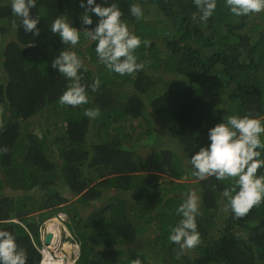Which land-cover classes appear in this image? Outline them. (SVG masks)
Instances as JSON below:
<instances>
[{
  "label": "trees",
  "instance_id": "obj_1",
  "mask_svg": "<svg viewBox=\"0 0 264 264\" xmlns=\"http://www.w3.org/2000/svg\"><path fill=\"white\" fill-rule=\"evenodd\" d=\"M114 2L147 41L136 50L145 68L125 76L110 72L98 61L95 42L82 35L74 50L87 67L84 82L98 77L101 84L94 92L89 87L88 104L71 107L59 103L67 81L51 68L69 46L49 26L66 15L80 28L79 0H37L30 15L40 16L39 36L24 31L11 0H0V148L8 149L0 153V229L13 232L27 264H39L34 243L40 244L41 222L59 212L68 216L80 246L75 264H132L137 258L142 264H264V202L234 218L220 195L231 181L199 180L185 164L222 116L264 117V12L235 17L217 0L203 24L193 0ZM133 2L144 10L140 20L130 14ZM126 82L131 90L123 88ZM95 107L99 117L84 116ZM153 114L172 120L170 141L145 156L138 144L159 136L149 126H130L134 136L122 130L132 120L146 124ZM188 186L200 197V242L181 252L168 235L184 199L175 191ZM75 204L92 206L86 219ZM42 210L49 211L28 216Z\"/></svg>",
  "mask_w": 264,
  "mask_h": 264
},
{
  "label": "clouds",
  "instance_id": "obj_2",
  "mask_svg": "<svg viewBox=\"0 0 264 264\" xmlns=\"http://www.w3.org/2000/svg\"><path fill=\"white\" fill-rule=\"evenodd\" d=\"M193 3L200 22L207 24L217 9V0H193ZM10 6L24 31L39 36L40 29L37 25L40 16L30 15V11L37 7V0H11ZM79 6L84 9L79 17L80 28L75 27L66 15H58L49 26L50 31L58 35L61 44L69 46L60 50L59 55L52 59L51 68L57 70L67 81L59 103L71 107L88 104L89 87L94 92L101 84L98 77L94 78L91 85L84 82L87 67L74 50L82 35L95 42L98 61L107 70L120 76L132 75L145 68V63L139 60L136 50L142 43L147 45V41H142L122 19L124 14L114 0L111 3L108 0H103V3H97V0H79ZM224 6L235 17L264 12V0H224ZM129 11L137 20L144 17V10L137 2L129 5ZM92 14L97 17L94 27H91L94 23ZM99 115V107L84 110V116L89 119L94 120ZM207 141L206 145L200 146L198 151L188 157L190 175L199 180L209 177H215L218 181L230 180V185L224 187L220 195L226 201V210L230 211L234 218L243 217L254 206L264 202V174L259 172L264 168V117L251 114L222 116L220 122L208 129ZM7 151V147L0 148V153ZM184 196L185 199L176 208L179 219L169 227L168 235V240L178 245L181 252L197 246L200 242L196 223L200 214V197L195 189H189ZM45 211H37V214ZM58 214L65 215L67 222L64 226L54 220ZM49 225H54L59 231L60 238H56L60 242L67 238L66 244H70L69 235L74 237L67 228L71 225L68 216L59 212L41 222L40 244L34 243L37 251L41 247L47 249L45 239L48 235L52 241L48 231ZM46 230L42 239L41 233ZM27 261V252L18 245L13 232L0 229V264H27ZM41 261L40 254L39 264ZM132 264H142V261L137 258Z\"/></svg>",
  "mask_w": 264,
  "mask_h": 264
},
{
  "label": "rangeland",
  "instance_id": "obj_3",
  "mask_svg": "<svg viewBox=\"0 0 264 264\" xmlns=\"http://www.w3.org/2000/svg\"><path fill=\"white\" fill-rule=\"evenodd\" d=\"M12 31H13L12 33H8L7 34V36L9 38H11L12 35L14 34V30H12ZM7 36H5L2 40H4ZM4 42H5V40H4ZM4 44L5 43H3V45ZM1 45H2V42H1ZM124 84H125V87H123L124 89H128V90H131L132 89L131 86L129 85L130 84L129 82H126ZM109 86L112 87V89H114V87H113L114 85L113 86L112 85H109ZM35 118L37 119V121H38L39 124L42 125V123L43 124L45 123V120L43 119V117L41 115H38ZM144 120H147V123L146 124H143L141 122V120H135V121L132 120L131 122H129V124L123 125L124 128H123L122 132L125 133V134L126 133H129V135L130 134L132 135L133 134V131L129 130L130 129V126L132 128H141L139 126H143V127L149 126L147 128L148 129L151 128V130H153V132L155 134H157L159 137L154 138V141H152L151 143H150V141L149 142H146L143 146H141V145L138 144L137 151L138 152H141L145 156H147V155L151 154L152 151H155V148L156 147L162 146V145H165L166 146L167 144L169 145V143H167V141L168 140L170 141V131H171V126H172V120L165 119L162 115L161 116H157L155 114H153L152 116H147L146 118H144ZM144 129L146 130V128H144ZM134 134H136V131H135ZM132 136H134V135H132ZM134 140H135V138L132 141H134ZM185 164L188 165L187 159H185ZM180 183H183L185 185H189L184 180H183V182L180 181ZM189 189H191V188L188 186V189L187 190H177V191H175V194L182 195V197L185 199L184 193H186ZM126 196L130 199L133 196V193H127ZM74 201H75V199L72 198L71 199V202H74ZM163 203H165V205L172 204V202H170L168 200V198L166 199L165 197H163ZM76 208L79 211V214H80V216L83 219H86L88 217V215L92 211V206L91 205H89V206L76 205ZM221 210H223V209H221ZM37 213H38L37 211L36 212L34 211V212L30 213L28 216L29 217H33L35 219V216L37 215ZM220 213L222 214L223 212L220 211ZM215 224L217 226H220L219 222H216ZM67 228H68L69 232L71 234H73L72 233V230H71V226L68 225ZM150 232H155L156 233L157 231L154 228V229H150L149 233ZM138 242H140V245L139 246L142 248V241H138ZM66 248H67V246H66ZM148 250H150V249H148ZM149 257H155V256L152 253L151 255H149Z\"/></svg>",
  "mask_w": 264,
  "mask_h": 264
},
{
  "label": "bare ground",
  "instance_id": "obj_4",
  "mask_svg": "<svg viewBox=\"0 0 264 264\" xmlns=\"http://www.w3.org/2000/svg\"><path fill=\"white\" fill-rule=\"evenodd\" d=\"M48 231L51 233L52 241L49 240V243H47V245H48L47 253H46V258H45L43 264H71L70 261L65 262L61 257L59 260H56L55 258L51 257L52 252H55V251L57 252V254L59 256L62 255L63 250L71 251V253H72V248H71L70 244L66 245L67 238L62 242H60L56 238L57 236L60 238V236L58 234L59 231L57 229H55L54 225H49ZM66 246H67V248H66Z\"/></svg>",
  "mask_w": 264,
  "mask_h": 264
},
{
  "label": "built area",
  "instance_id": "obj_5",
  "mask_svg": "<svg viewBox=\"0 0 264 264\" xmlns=\"http://www.w3.org/2000/svg\"><path fill=\"white\" fill-rule=\"evenodd\" d=\"M54 220L58 224H60L61 226H64L66 224V222H67V219H66L65 215H63V214H58L57 218L54 219ZM46 232H47V230L45 232L41 233L42 239L44 238V236H45L44 234ZM68 243H70V246L72 248L71 257L69 258L70 260L66 257V251L65 250L63 251L61 256H59L56 251L52 252L51 257L55 258L56 260H59L60 257H61L65 262L70 261L71 264H75L76 260L79 257V245L76 242V240L74 239V237L71 236V235H69ZM38 251L42 255L41 264H43V262H44V260L46 258L47 249L45 247H41V249H39Z\"/></svg>",
  "mask_w": 264,
  "mask_h": 264
},
{
  "label": "water",
  "instance_id": "obj_6",
  "mask_svg": "<svg viewBox=\"0 0 264 264\" xmlns=\"http://www.w3.org/2000/svg\"><path fill=\"white\" fill-rule=\"evenodd\" d=\"M50 240V235H48L45 239V242L48 243V241ZM66 257L69 259L71 257V251H67L66 252Z\"/></svg>",
  "mask_w": 264,
  "mask_h": 264
},
{
  "label": "crops",
  "instance_id": "obj_7",
  "mask_svg": "<svg viewBox=\"0 0 264 264\" xmlns=\"http://www.w3.org/2000/svg\"><path fill=\"white\" fill-rule=\"evenodd\" d=\"M74 198V197H73ZM75 199V198H74Z\"/></svg>",
  "mask_w": 264,
  "mask_h": 264
}]
</instances>
